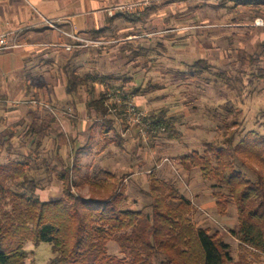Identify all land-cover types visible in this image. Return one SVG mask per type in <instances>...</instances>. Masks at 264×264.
Masks as SVG:
<instances>
[{"label": "rangeland", "instance_id": "obj_1", "mask_svg": "<svg viewBox=\"0 0 264 264\" xmlns=\"http://www.w3.org/2000/svg\"><path fill=\"white\" fill-rule=\"evenodd\" d=\"M263 3L148 0L140 20L117 21L101 36L71 34L75 39L63 35V43L33 54L27 62L17 52L0 54V95L9 94L17 78L32 74L30 81L15 87L26 92L20 107H10L17 102L0 96L4 98L0 110L29 113L15 125L0 119V166L28 161V176L39 186L36 194L41 201H52L61 198L58 172L76 164L71 171V181L77 185L74 192L87 198L95 189L91 184L116 181L127 197L123 207L131 211H148L151 200L146 193L154 175L191 201L192 224L219 232L229 246L231 264H264V259L242 250L231 235L237 227L233 206L220 217L210 183L197 170L185 172L178 163L179 156L222 143L227 132H235L236 142L249 131L264 138V39L261 42L260 35L264 28L259 31L253 26L254 20H264ZM64 45L73 48L66 51ZM245 57H251V67L242 64ZM199 60L205 61L206 69L192 68ZM70 72L81 78L128 80L125 84L106 82L114 88L107 89V103L117 108L109 107L104 119L113 122L115 131L102 133L104 119L87 115L84 109V103L97 98L105 86L96 81L92 91L90 85L82 86L75 96H68L65 85ZM134 89L140 91L138 96H133ZM121 105L123 119L116 115ZM159 111L174 120L178 138L166 134L150 138L139 126L143 117ZM62 112L71 128L66 134ZM11 132L19 136L12 145L5 140ZM60 135L65 144L60 143ZM30 139L32 143L25 145ZM237 170L255 179L253 170L242 166ZM4 209L9 206L4 204ZM106 248L110 255L124 256L113 241ZM24 250L25 264H48L55 257L48 243H27Z\"/></svg>", "mask_w": 264, "mask_h": 264}, {"label": "trees", "instance_id": "obj_2", "mask_svg": "<svg viewBox=\"0 0 264 264\" xmlns=\"http://www.w3.org/2000/svg\"><path fill=\"white\" fill-rule=\"evenodd\" d=\"M141 18L142 15L122 14V19L128 23ZM126 48L132 49L130 45ZM250 58L245 57L242 64L251 67ZM206 67L204 60L192 66L198 71ZM261 76L262 72L258 77ZM96 81L105 89L97 98L90 97L84 109L87 115L93 113L97 119H104L109 115V107L117 108L116 104L107 103V89L114 88L106 82L125 84L128 80L81 78L70 72L65 92L75 96L78 89L89 85L92 91V83ZM139 93L134 89L133 96ZM124 113L121 105L116 115L122 118ZM139 126L150 138L160 134L179 137L174 120L167 118L164 111L149 113L140 120ZM101 129L102 133L115 131L113 122L106 119ZM234 134V131L225 133L222 143L208 144L202 152L193 150L179 156L178 163L183 171L197 170L201 178L210 183L220 217L226 216L229 205L233 206L237 227L230 231L231 235L242 250L257 260L264 259V138L249 131L236 142ZM59 137L60 143L65 144L64 136ZM117 137L121 144V137ZM28 166L26 160L0 166V264H25L27 243L50 244L55 257L48 264L232 263L229 246L221 240L219 232L211 233L207 228L192 224L190 216L194 206L191 201L154 175H150L146 193L151 200L148 211H131L123 207L127 197L116 181L91 184L95 189L87 198L74 192L77 185L71 181V171L76 164H67L57 174L61 198L41 201L36 194L38 183L28 176ZM238 166L253 170L255 179H248L237 170ZM106 175L113 179L112 175ZM4 204L9 206L8 210L4 209ZM109 241L118 245L124 255L122 258L108 254Z\"/></svg>", "mask_w": 264, "mask_h": 264}, {"label": "crops", "instance_id": "obj_3", "mask_svg": "<svg viewBox=\"0 0 264 264\" xmlns=\"http://www.w3.org/2000/svg\"><path fill=\"white\" fill-rule=\"evenodd\" d=\"M138 1L141 0H0V34H8L9 41L17 44V47L0 51V54L17 52L21 54L22 60L27 62V59L33 54L46 51L58 42L63 43L65 41L63 34L93 35L102 31L106 32L112 29L111 26L115 22L123 20L122 14L125 13L121 14L115 11L118 6ZM262 9H264V3ZM143 10L140 8L127 15H143L146 12ZM256 28V30L263 31L264 27ZM260 35H263L262 42L264 34ZM31 76L32 74H24L17 78L10 85V93L0 95L17 102V106L10 107L15 109L24 103L22 100L25 97V90L17 91L15 87L19 86L21 81L23 84L24 81H30ZM50 94L49 100L53 102L54 98L52 93ZM12 95L14 97H11ZM2 97L0 99H4ZM28 114V112L23 113L20 110L11 113L0 110V119L7 118L12 120L9 122L10 125H15L16 121L23 120L25 116L28 117ZM31 114L41 118L37 112ZM61 115H63V132L69 133L71 128L68 120L64 118L65 112H62ZM27 132L30 134L29 131ZM6 139L8 140L7 144L12 145L19 141V136L17 137L14 132H11L6 136ZM32 141L30 139L24 144L29 145ZM38 143L36 147H39Z\"/></svg>", "mask_w": 264, "mask_h": 264}, {"label": "built area", "instance_id": "obj_4", "mask_svg": "<svg viewBox=\"0 0 264 264\" xmlns=\"http://www.w3.org/2000/svg\"><path fill=\"white\" fill-rule=\"evenodd\" d=\"M147 2L148 0H141L135 3L120 5L116 8L115 11L121 14L122 13H125V14L134 13L138 11L140 8H143V5H146ZM253 26L254 27H264V20L261 18L254 20ZM63 35L76 39V37L72 36L71 34H63ZM15 47H17V44L9 41L8 34H0V51L10 49V48H15ZM63 47L66 51H69L71 48H73V46H65V45ZM1 104H4V101L0 100V105Z\"/></svg>", "mask_w": 264, "mask_h": 264}]
</instances>
